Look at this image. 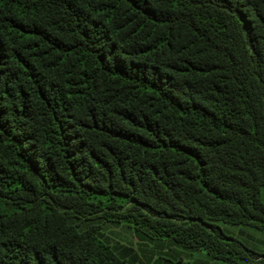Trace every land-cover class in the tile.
<instances>
[{
	"label": "trees",
	"instance_id": "trees-1",
	"mask_svg": "<svg viewBox=\"0 0 264 264\" xmlns=\"http://www.w3.org/2000/svg\"><path fill=\"white\" fill-rule=\"evenodd\" d=\"M105 223L264 264V0H0V264H137Z\"/></svg>",
	"mask_w": 264,
	"mask_h": 264
},
{
	"label": "rangeland",
	"instance_id": "rangeland-1",
	"mask_svg": "<svg viewBox=\"0 0 264 264\" xmlns=\"http://www.w3.org/2000/svg\"><path fill=\"white\" fill-rule=\"evenodd\" d=\"M222 227L225 231L247 240L250 239L249 236L262 239L259 233L250 231L243 226L226 223L223 224ZM102 235L114 245V249L118 255H124L125 257H131L132 255L135 257L137 264H183L181 261H177L176 263L172 261V257L168 253H161L160 250H162V248L159 246H154L149 242L143 243L139 241L132 235L131 231L123 225L105 223L102 228ZM159 255H162V258H160Z\"/></svg>",
	"mask_w": 264,
	"mask_h": 264
},
{
	"label": "crops",
	"instance_id": "crops-1",
	"mask_svg": "<svg viewBox=\"0 0 264 264\" xmlns=\"http://www.w3.org/2000/svg\"><path fill=\"white\" fill-rule=\"evenodd\" d=\"M238 263H240V264H253V263H251V262H242V261H240V262H238ZM237 263V264H238ZM190 264H193V263H190Z\"/></svg>",
	"mask_w": 264,
	"mask_h": 264
}]
</instances>
